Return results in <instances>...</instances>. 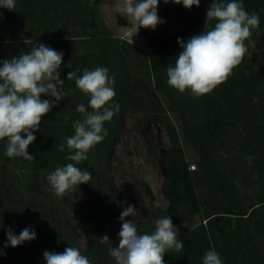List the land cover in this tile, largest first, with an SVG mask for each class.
<instances>
[{
	"label": "trees",
	"instance_id": "1",
	"mask_svg": "<svg viewBox=\"0 0 264 264\" xmlns=\"http://www.w3.org/2000/svg\"><path fill=\"white\" fill-rule=\"evenodd\" d=\"M240 2L248 13L258 14L259 26L252 31L264 43V0ZM98 3L15 0L13 10L0 8V20L6 14L10 25V38L0 41V61L29 52L41 43L63 52L58 71L68 93L42 117L39 131L34 132L36 140L27 150L34 159L8 157L7 138L0 140V250L4 253L0 264H46L45 251H64L62 246L52 244L61 228L55 223L40 224L43 218H57L53 210L56 204L64 213L77 212L79 216L73 218V227L66 229V248L79 249L76 230L83 227L91 243L81 254L90 264H115L105 251V243H101L110 215L105 181L111 178L110 173L105 176L103 164L122 116L130 113H142L147 121L162 125L169 137L165 165L170 174L162 193L170 202L167 207L149 210L148 219L137 224L138 233L151 234L155 222L164 217H171L174 224L189 222L201 213L207 219L180 232L178 239L184 247L166 251L165 264H203L205 253L212 248L222 264H264V65L251 72L241 61L210 93H181L168 85L167 69L175 66L182 50L178 38L186 42L214 27L215 21L205 27L212 0H201L199 7L191 9L172 3L185 30L179 34L145 30L149 51L114 35ZM97 67L107 68L115 78L116 95L110 103L118 104L119 111L103 125L108 135L89 150L87 160L76 165L91 173L89 183L57 196L47 176L57 167L75 163L66 159L69 150L65 138L74 135V122L83 118L77 106L84 103L87 107L89 99L77 88L75 78L68 80L67 74L79 69L80 76L85 69ZM42 99L53 98L42 95ZM183 139L196 152L193 169ZM60 144H65L63 152L56 147ZM145 187L155 199L150 185L146 183ZM210 198L213 205L205 211L204 202ZM24 228H32L36 239L15 248L5 247L8 229L19 235Z\"/></svg>",
	"mask_w": 264,
	"mask_h": 264
},
{
	"label": "clouds",
	"instance_id": "2",
	"mask_svg": "<svg viewBox=\"0 0 264 264\" xmlns=\"http://www.w3.org/2000/svg\"><path fill=\"white\" fill-rule=\"evenodd\" d=\"M159 2L124 0L123 11L138 30H155L158 24L164 22L158 16ZM169 2L164 0L165 4ZM171 2L191 9L199 7L201 0ZM14 7L15 0H0V8L11 11ZM212 21L215 24L211 29L191 36L186 42L180 38L177 40L182 50L175 59V66L167 69V83L181 93L190 90L194 96H201L225 82L247 51L245 40L260 23L258 14L248 13L240 0H212L206 12L205 27ZM62 63L63 52L42 43L29 52L0 61V140L7 138L5 154L8 157L34 159L27 151L36 140L34 132L39 131L42 117L68 95L63 87L65 80L60 78L58 71ZM78 71H70L67 79L75 78L77 88L89 98L88 106L84 103L77 106L76 111L83 118L74 122V135L65 138L69 150L66 159L75 163L57 167L47 176L57 196H64L76 186L89 183L91 173L76 165L87 160L89 150L108 135L103 125L119 111L118 104L110 103L116 95L113 87L115 78L110 76L107 68L85 69L80 76H77ZM42 95L53 99H42ZM56 147L63 152L65 144ZM118 206L123 209L119 217V243L108 248L115 264H165L166 251L183 249L184 243L178 239L179 229L171 217L158 219L151 234H140L136 223L127 219L140 214L135 206L127 201L119 202ZM34 239L36 232L32 228H24L19 235L8 229V244L5 247L10 245L15 248ZM110 242L107 235L101 237V243ZM3 254L0 250V255ZM43 257L46 264H90L76 247H67L63 252L45 251ZM203 264H222L215 248L205 253Z\"/></svg>",
	"mask_w": 264,
	"mask_h": 264
},
{
	"label": "rangeland",
	"instance_id": "3",
	"mask_svg": "<svg viewBox=\"0 0 264 264\" xmlns=\"http://www.w3.org/2000/svg\"><path fill=\"white\" fill-rule=\"evenodd\" d=\"M97 1H99L97 4L98 8L113 34L131 41L146 51H149L151 46L149 37L145 35V30L154 34H179L185 30L182 20L174 11L171 0L167 4L164 3V0H160L157 11L158 16L164 22L158 24L155 30L151 28H139L138 30V27L123 11L124 0ZM9 38L10 25L8 16L3 14L0 20V41H6ZM244 43L247 51L242 59V63L249 71L254 72L264 65V43L259 34L252 30L250 37ZM174 119L178 124L179 132L182 136V128L178 122V118L174 116ZM168 143L169 137L164 127L158 123L147 121L144 114L130 113L122 116L119 131L114 139V145L105 157L103 164L105 176H107V173L111 174V178L108 179L109 177H106L105 181L110 204V215L107 220V236L111 242L110 244H104L108 255V248L110 246L116 247L119 243L118 233L121 229L119 217L123 210L122 207L118 206L119 202L127 201L128 204L135 206L140 214L127 219H132L136 225L148 219L147 214L152 208L157 206L167 207L169 205L170 201L162 193L164 182L170 174L169 169L165 165V148ZM184 148L193 169L197 164L196 152L185 140ZM146 183L152 188L156 197L155 199L149 196L145 187ZM213 200L210 198L204 202V206H207L205 211H209L210 207H212ZM53 210L57 211V218H51V220L43 218L40 224L53 226L55 223L58 225L61 228L60 234L52 244L66 248V229L73 227L71 225V223L73 224V218L77 219L79 216L77 212L64 213V210L60 209L57 204ZM39 213L40 217H42V212ZM66 214H69V217L65 216ZM204 214H197L186 223L173 224L179 229L180 233L201 222H206L207 219ZM46 215V217L53 216V214ZM22 228L23 226H21ZM76 236L79 250L81 252L85 251L91 243L87 230L80 227L76 230ZM72 238H75V235Z\"/></svg>",
	"mask_w": 264,
	"mask_h": 264
}]
</instances>
